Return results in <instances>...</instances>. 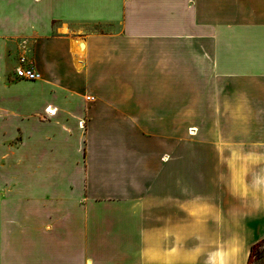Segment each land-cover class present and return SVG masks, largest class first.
Returning a JSON list of instances; mask_svg holds the SVG:
<instances>
[{
	"label": "crops",
	"instance_id": "0c3cea01",
	"mask_svg": "<svg viewBox=\"0 0 264 264\" xmlns=\"http://www.w3.org/2000/svg\"><path fill=\"white\" fill-rule=\"evenodd\" d=\"M262 239L264 0H0V264H247Z\"/></svg>",
	"mask_w": 264,
	"mask_h": 264
},
{
	"label": "built area",
	"instance_id": "2783aa9c",
	"mask_svg": "<svg viewBox=\"0 0 264 264\" xmlns=\"http://www.w3.org/2000/svg\"><path fill=\"white\" fill-rule=\"evenodd\" d=\"M16 76L20 79L34 80L39 76L38 72L30 65L27 64V58L21 57L20 65L16 68ZM55 110L46 108V112L53 114Z\"/></svg>",
	"mask_w": 264,
	"mask_h": 264
},
{
	"label": "rangeland",
	"instance_id": "374dc122",
	"mask_svg": "<svg viewBox=\"0 0 264 264\" xmlns=\"http://www.w3.org/2000/svg\"><path fill=\"white\" fill-rule=\"evenodd\" d=\"M97 27V26H95ZM252 264H264V242L263 244L255 251L254 259Z\"/></svg>",
	"mask_w": 264,
	"mask_h": 264
},
{
	"label": "trees",
	"instance_id": "16d2710c",
	"mask_svg": "<svg viewBox=\"0 0 264 264\" xmlns=\"http://www.w3.org/2000/svg\"><path fill=\"white\" fill-rule=\"evenodd\" d=\"M263 242H264V239H262V240H260V241H258L252 245L247 264L253 263L255 251L263 244Z\"/></svg>",
	"mask_w": 264,
	"mask_h": 264
},
{
	"label": "bare ground",
	"instance_id": "6f19581e",
	"mask_svg": "<svg viewBox=\"0 0 264 264\" xmlns=\"http://www.w3.org/2000/svg\"><path fill=\"white\" fill-rule=\"evenodd\" d=\"M193 130V129H192Z\"/></svg>",
	"mask_w": 264,
	"mask_h": 264
}]
</instances>
